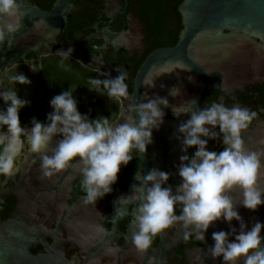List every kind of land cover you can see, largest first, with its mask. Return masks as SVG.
Wrapping results in <instances>:
<instances>
[{
    "label": "flooded vegetation",
    "instance_id": "flooded-vegetation-1",
    "mask_svg": "<svg viewBox=\"0 0 264 264\" xmlns=\"http://www.w3.org/2000/svg\"><path fill=\"white\" fill-rule=\"evenodd\" d=\"M58 2L18 0L21 15L26 14L27 10L30 11L29 15L37 10L56 12L50 27L40 24L23 35V39L18 32L12 39L9 36L0 42V90L15 87L22 97L26 87L31 89L35 85L47 61L61 60L58 53L71 49V56L64 60L83 69L103 75L97 68L107 65L115 71L116 76L123 70L131 93L136 72L147 55L175 45L167 42L179 25L175 23L172 9L179 0H73L63 2L56 9ZM159 13L167 22L168 33L164 36H159L151 24ZM118 37L121 38L120 42H115ZM248 47L241 61L228 68L220 90L211 88L202 93L200 82L181 80L175 84L180 95H162L168 99L170 106L163 109L167 115L157 131L161 135L160 140L150 146L158 144L162 151L163 163L154 162L153 169L169 173V180L164 186H171L173 192L181 179L177 174L179 157H191L195 149L181 152V143L176 139L179 135L177 128L188 116L182 114L174 117L171 106L192 101V107L202 109L212 102H220L229 107L237 106L256 112L248 128L241 132L244 146L250 150L247 142L252 129L264 119V52L256 47ZM36 62L40 68L33 72L31 66ZM16 72L23 73L31 83L13 85L10 77ZM0 105L4 106L2 101ZM207 147L209 151H222L224 148L220 140L208 141ZM27 152L25 145L18 157L19 170L13 177H0V225L16 210L19 220L35 238L33 247L36 254H44L50 249L62 251L65 264H149L150 257L154 258L153 264H221L220 258L213 260L209 256L207 247L214 243L211 239L213 232L229 230V225L222 220L209 226L205 233L206 243L197 241L194 236L185 239L186 230L176 224L154 237L145 253L138 252L133 246L132 233L136 230L133 216L137 203L132 199L135 194L133 187L139 184L136 176L144 173L140 169L137 150H133V158L127 165L120 166L116 182L111 186L112 191L98 198L94 205L84 202L79 170L70 175L66 185L54 192L40 197L35 193H22V173L39 164L36 156L27 155ZM150 154L154 161L156 154ZM33 160L36 162L32 163ZM257 186L262 190L259 180ZM229 195L247 229L256 222L264 224V205L252 211L240 204L242 193L239 189H234ZM231 226L239 231L237 221L233 220ZM261 235L264 236V230ZM239 264H243V261Z\"/></svg>",
    "mask_w": 264,
    "mask_h": 264
},
{
    "label": "clouds",
    "instance_id": "clouds-1",
    "mask_svg": "<svg viewBox=\"0 0 264 264\" xmlns=\"http://www.w3.org/2000/svg\"><path fill=\"white\" fill-rule=\"evenodd\" d=\"M20 16L18 0H0V42L20 29ZM58 55L63 61L71 56V49L60 51ZM125 76L120 70L115 78L108 74L103 79L89 78L88 90L105 95L109 100H130ZM10 80L13 85L31 83L20 72ZM143 85L154 87V81L145 79ZM73 92L69 87L49 101L52 111L47 114L46 122L33 118L31 127H22L19 111L30 101L21 98L15 87L0 90V101L4 105L0 108V128L6 130L0 136V177L11 178L16 174L18 157L25 145L39 157L43 178L63 171L78 157L83 199L86 204L94 205L98 198L112 191L120 166L132 160L133 150L144 153L146 146L152 143V131L159 130L163 109L170 105L165 97L149 99L145 96L143 100L147 102L136 101L122 107L118 120L103 116L89 119L78 111ZM169 95L176 97L180 90L173 87ZM191 105L194 102L171 106L174 117L188 116L177 128L176 139L181 143V152L195 149L191 157H179L177 174L181 179L175 192L171 186H164L169 173L154 168L136 176L139 184L133 187L132 199L137 203L132 244L138 252L145 253L154 237L176 224L186 230L185 239L194 236L197 241L206 243L209 226L222 220L229 225V230L212 233L214 243L207 247L209 256L213 260L220 258L221 264H239L240 261L264 264V236L261 235L264 224L256 222L247 229L229 195L239 189L240 204L252 211L264 204V190L257 186L261 169H264V152L247 150L241 136L256 112L220 102H212L202 109ZM210 140H220L223 150L209 151ZM233 220L238 222L239 231L231 226ZM153 261L150 257L149 264Z\"/></svg>",
    "mask_w": 264,
    "mask_h": 264
},
{
    "label": "water",
    "instance_id": "water-1",
    "mask_svg": "<svg viewBox=\"0 0 264 264\" xmlns=\"http://www.w3.org/2000/svg\"><path fill=\"white\" fill-rule=\"evenodd\" d=\"M71 1L73 0H59L56 9L63 2ZM176 11L180 16L181 29L175 45L157 49L147 55L136 72L132 92L129 93L130 100L119 101L120 110L129 103L147 102L143 100L145 96L149 99L162 97L181 80L200 82L202 93L211 88L220 90L228 68L241 61L248 46L264 52V0H182ZM54 12L56 10L51 13L37 10L29 15L30 11L27 10L20 17L21 27L16 33L19 32L22 37L40 24L50 27L55 17ZM12 37L13 35L10 39ZM121 38L114 41L120 42ZM39 68L38 62L31 66L33 72H37ZM97 71L116 77L115 71L107 65H102ZM145 79L153 80L154 87L143 85ZM166 115L164 111L163 122ZM118 119L119 114L116 120ZM162 125L163 123L159 129ZM157 131H152V143L160 140L161 135ZM247 144L250 146L249 151L264 152V119L253 127ZM152 152L157 157L154 161L150 154ZM27 155H34L39 161V157L29 150ZM77 159L78 157L70 161L63 171L51 178L42 177L39 164L22 173V193H35L40 197L60 189L69 182L70 175L79 170ZM139 159L141 171L147 174L153 169L154 162L163 163L162 151L158 144L153 147L147 145L145 152L139 153ZM259 181L264 190V169H261ZM34 242L35 238L29 234L15 210L0 225V264H65L62 251L50 249L44 254H36Z\"/></svg>",
    "mask_w": 264,
    "mask_h": 264
},
{
    "label": "trees",
    "instance_id": "trees-1",
    "mask_svg": "<svg viewBox=\"0 0 264 264\" xmlns=\"http://www.w3.org/2000/svg\"><path fill=\"white\" fill-rule=\"evenodd\" d=\"M182 0H179L180 4ZM177 4V5H178ZM176 5V6H177ZM173 7L175 23L179 24L177 30L173 32L169 42L174 44L177 41L178 32L180 31V16ZM154 31L159 36L168 33L166 18L162 13L155 15L151 21ZM89 78H105L103 75L83 69L68 60H49L47 61L34 86L25 88L22 97L30 101L28 105L19 112L20 124L22 127L31 125L33 118L40 122H46V116L52 111L49 101L62 91L71 87L74 92L73 96L77 101V108L81 114L88 115L89 119H96L100 116L116 120L120 111L119 101L109 100L105 95L97 94L88 90ZM22 90H24L22 88ZM0 108L3 106L0 105ZM5 129L0 128V135L5 133Z\"/></svg>",
    "mask_w": 264,
    "mask_h": 264
},
{
    "label": "rangeland",
    "instance_id": "rangeland-1",
    "mask_svg": "<svg viewBox=\"0 0 264 264\" xmlns=\"http://www.w3.org/2000/svg\"><path fill=\"white\" fill-rule=\"evenodd\" d=\"M30 127H31V125H30Z\"/></svg>",
    "mask_w": 264,
    "mask_h": 264
}]
</instances>
